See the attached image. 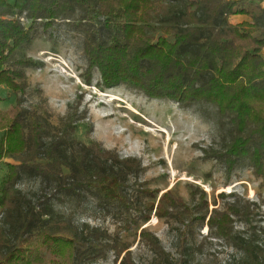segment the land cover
<instances>
[{
	"label": "trees",
	"instance_id": "obj_1",
	"mask_svg": "<svg viewBox=\"0 0 264 264\" xmlns=\"http://www.w3.org/2000/svg\"><path fill=\"white\" fill-rule=\"evenodd\" d=\"M233 14H246L251 21L232 24ZM59 21L82 32L86 82L96 69L104 88L123 84L212 118L223 131L221 143L205 148V154L229 173L249 166L264 184V8L256 14L239 0H0V85L16 95L20 107L8 118L0 110V160L16 162L7 163L0 182V264H88L104 256L110 246L103 243L109 238L105 231L77 225L54 210L53 199L88 194L128 214L138 210L145 220L153 213L183 227L205 224L204 239L228 243L246 264H264L253 201L220 193L231 199L209 209L206 193L194 186L192 204L170 189L159 195L138 179L143 170L138 158L76 139L78 124L93 129L86 109L69 105L59 130L50 135L39 117L22 107V68L42 62L14 53L31 44L36 22L48 28ZM21 174L39 179L35 198L16 186ZM131 176L137 178L130 181ZM142 195L150 200L142 202ZM180 234L185 246V229ZM140 235L167 256L153 233L141 229ZM116 249L114 263L124 253L118 264H136L127 246Z\"/></svg>",
	"mask_w": 264,
	"mask_h": 264
},
{
	"label": "rangeland",
	"instance_id": "obj_2",
	"mask_svg": "<svg viewBox=\"0 0 264 264\" xmlns=\"http://www.w3.org/2000/svg\"><path fill=\"white\" fill-rule=\"evenodd\" d=\"M239 2L256 14L264 8V0ZM228 19L232 24L251 21L246 14H233ZM27 25L29 21L25 22ZM31 33L34 35L31 44L19 47L14 57L30 56L40 60L42 65L22 68L26 87L25 101L21 105L28 109V114L39 117L50 135L59 130L68 106L77 104L79 112L87 110L86 118L92 122L93 129L90 131L78 124L74 132L76 139L85 144L93 140L122 157L138 158L143 168L138 179L147 187L158 189L159 195L170 189L192 204L190 190L194 186L206 193L209 209L222 208L225 201L231 199L230 196L221 198L220 193H235L244 200L253 201L258 243L264 248L263 181L249 166L235 167L229 173L220 160L205 154V148L221 143L223 131L212 118H204L169 99L147 97L123 84L104 88L96 69L92 71L91 82H86V61L81 47L83 35L80 29L70 27L66 21L48 28L36 22ZM262 55L264 57V49ZM15 98L6 86L0 87V110L6 118L20 108ZM209 112L213 113V109ZM2 133L0 128V137ZM8 162L16 163L8 157L0 160V182ZM134 178L137 176H131L130 181ZM16 186L31 198L40 191L39 179L25 174H21ZM130 194L135 195L132 190ZM60 199H53L56 212L77 225L97 226L109 235L103 240L110 244L103 248L104 256H96L88 264H118L124 253L115 263L114 254L116 248L123 246L131 251L136 264H246L245 256L228 243L204 239L209 233L205 224L183 227L173 220L158 219L153 213L145 220L138 210L133 209L128 214L119 207L103 205L94 194L83 198L61 196ZM140 199L142 202L150 200L145 195ZM236 227L241 229L242 224L237 222ZM141 229L157 237L166 257L146 244L140 235ZM181 229L186 231L185 246Z\"/></svg>",
	"mask_w": 264,
	"mask_h": 264
},
{
	"label": "built area",
	"instance_id": "obj_3",
	"mask_svg": "<svg viewBox=\"0 0 264 264\" xmlns=\"http://www.w3.org/2000/svg\"><path fill=\"white\" fill-rule=\"evenodd\" d=\"M21 20L25 22V19L24 18H21Z\"/></svg>",
	"mask_w": 264,
	"mask_h": 264
},
{
	"label": "crops",
	"instance_id": "obj_4",
	"mask_svg": "<svg viewBox=\"0 0 264 264\" xmlns=\"http://www.w3.org/2000/svg\"><path fill=\"white\" fill-rule=\"evenodd\" d=\"M2 85H0V87H1Z\"/></svg>",
	"mask_w": 264,
	"mask_h": 264
},
{
	"label": "bare ground",
	"instance_id": "obj_5",
	"mask_svg": "<svg viewBox=\"0 0 264 264\" xmlns=\"http://www.w3.org/2000/svg\"><path fill=\"white\" fill-rule=\"evenodd\" d=\"M160 130H162V129H160Z\"/></svg>",
	"mask_w": 264,
	"mask_h": 264
}]
</instances>
